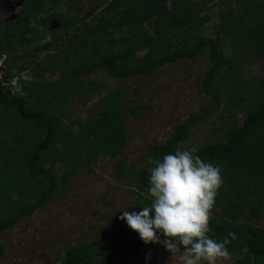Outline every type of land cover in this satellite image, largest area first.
<instances>
[{
    "label": "trees",
    "instance_id": "trees-1",
    "mask_svg": "<svg viewBox=\"0 0 264 264\" xmlns=\"http://www.w3.org/2000/svg\"><path fill=\"white\" fill-rule=\"evenodd\" d=\"M43 4L27 0L19 18L0 24L1 54L17 51L12 37L21 45L40 37L30 20L40 21L37 15L44 11ZM213 6L218 7L219 20L216 35L208 37L203 34L210 20L206 12ZM99 9L92 27L77 38L67 42L57 35L67 45L50 46L58 50L37 77L15 79L24 66L9 61L10 68L3 71L10 86L5 88L0 79V234L43 207L70 169L89 165L101 154L118 156L129 140L122 87L106 94L88 120L73 121L76 132L65 127L70 115L64 102L100 87L94 80L85 81L84 75L107 68L117 78L134 77L207 52L211 64L203 90L210 101L177 124L166 142L148 148L147 169L119 162V173L138 191L148 193L135 210L140 211L151 201L148 177L154 164L149 161L179 150L191 130L221 108L224 98L230 108L246 105L242 123L227 119L222 139H210L196 148V154L218 165L222 179L210 209L208 235L227 241L225 248L235 254L237 264H264V227L239 223L247 212L260 216L264 208V75L243 74L245 60L258 53L264 58V0H110ZM64 14L68 19L63 30L76 26L75 32L88 17ZM228 43L231 56L225 51ZM143 50L147 51L139 56ZM56 70L61 71L59 80H44L46 72ZM141 107L137 103L134 113ZM58 163L66 165L60 178ZM121 215L98 237L69 247L63 264H111L118 254L138 255L144 243ZM4 250L0 243V261Z\"/></svg>",
    "mask_w": 264,
    "mask_h": 264
},
{
    "label": "rangeland",
    "instance_id": "rangeland-1",
    "mask_svg": "<svg viewBox=\"0 0 264 264\" xmlns=\"http://www.w3.org/2000/svg\"><path fill=\"white\" fill-rule=\"evenodd\" d=\"M106 1L110 0L74 1L77 7L71 13L84 18L89 16V19L84 20H88V23L82 25L78 32H75L73 27L62 30L54 12L49 13L46 16V25L39 27L40 37H37L36 41L21 45L16 37H12L11 40L18 44L17 51L12 55L0 53V63H3L1 68L9 69V61L15 63L13 66H24L18 75L19 80L37 77L42 71V66L52 61V54L58 50V47L52 49L50 46L55 43L65 48L70 38H77L92 27L94 13L98 12ZM17 5L18 3H13L12 6L9 0H0V21L17 15L21 11ZM217 12L216 6L206 12L210 20L204 26L205 36L216 35L215 25L219 20ZM57 35L67 42H63L64 39ZM146 51H140L139 56ZM225 51L228 56L232 55L229 43ZM38 62L41 63L37 67ZM210 64L208 53L201 52L194 58L179 59L134 77L117 78L111 75L107 68L84 75L85 81L94 80L100 87L98 90L71 96L64 102V109L70 115L65 127L72 126L76 132L78 127L72 125L73 121L88 120L94 115L96 104L106 94L122 87L129 140L118 156L101 154L89 165L70 169L67 179L60 182L56 192L43 207L30 216H24L15 226L2 232L0 243L5 250L0 264H63L69 247L91 241L111 228L119 212L138 209L139 202L144 200L142 196H147L148 193L138 191L131 182L124 180L119 173L118 163L135 164L141 169L148 168V148L166 142L177 124L198 112L210 101V97L203 90V78ZM243 65L244 77L264 75V58L259 53L249 57ZM60 77V70L44 74V80L47 82L57 81ZM137 103L143 104V107L135 114L133 110ZM247 110L246 105L238 104L230 108L224 98L221 108L206 122L198 123L191 130L190 137L179 145V150L196 149L210 139H222L227 126L226 120L231 118L240 124ZM6 136L11 138L12 135ZM65 170L66 165L57 164L56 172L59 178ZM129 177L128 173L127 178ZM21 189L14 194L15 198L19 196ZM9 204L5 203L7 207H10ZM218 212H221V208H218ZM239 223L264 227V208L260 216L247 212L240 218ZM149 254L150 259H147ZM181 255L179 245L171 254L161 244L149 243L144 244L136 256L118 254L111 264H182ZM217 264H237L236 256L227 251V255L220 257Z\"/></svg>",
    "mask_w": 264,
    "mask_h": 264
},
{
    "label": "clouds",
    "instance_id": "clouds-1",
    "mask_svg": "<svg viewBox=\"0 0 264 264\" xmlns=\"http://www.w3.org/2000/svg\"><path fill=\"white\" fill-rule=\"evenodd\" d=\"M2 65L1 62L0 79L5 81ZM7 84L5 88H9ZM196 151L175 150L162 159L150 160L154 164L148 177L150 203L138 212L121 211L120 219L146 245L159 243L171 254L178 245L182 247V264H217L220 257L227 255V241L211 238L208 223L222 183L220 168L203 161Z\"/></svg>",
    "mask_w": 264,
    "mask_h": 264
},
{
    "label": "flooded vegetation",
    "instance_id": "flooded-vegetation-1",
    "mask_svg": "<svg viewBox=\"0 0 264 264\" xmlns=\"http://www.w3.org/2000/svg\"><path fill=\"white\" fill-rule=\"evenodd\" d=\"M13 6V3H18L17 7H19V10H21L17 15H14L13 17H7L6 19L0 21V24H6L8 21H14L17 18H19L25 11H26V5L25 2L27 0H9ZM14 1V2H12ZM44 11L40 12L39 15H37V19L40 21L37 22L34 18L30 20V24L32 26L39 27L42 24H45L47 22V15L49 13L54 12V16L59 19L60 28L63 30L62 26H66V20L68 19L67 16L64 13H70L74 8L77 6L74 5L75 0H42ZM63 14V15H62ZM92 15H90L91 17ZM89 19V16L87 17ZM85 21L81 22V25H84ZM46 25V24H45Z\"/></svg>",
    "mask_w": 264,
    "mask_h": 264
},
{
    "label": "built area",
    "instance_id": "built-area-1",
    "mask_svg": "<svg viewBox=\"0 0 264 264\" xmlns=\"http://www.w3.org/2000/svg\"><path fill=\"white\" fill-rule=\"evenodd\" d=\"M0 78H2V73L0 72ZM3 85H5L6 87L8 86L7 82L3 81Z\"/></svg>",
    "mask_w": 264,
    "mask_h": 264
}]
</instances>
